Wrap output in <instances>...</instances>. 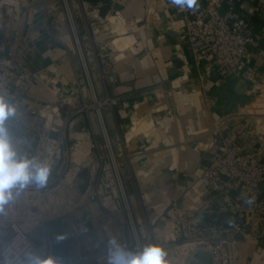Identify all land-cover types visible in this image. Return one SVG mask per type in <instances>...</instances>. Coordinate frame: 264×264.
I'll return each instance as SVG.
<instances>
[{"label":"crops","instance_id":"obj_1","mask_svg":"<svg viewBox=\"0 0 264 264\" xmlns=\"http://www.w3.org/2000/svg\"><path fill=\"white\" fill-rule=\"evenodd\" d=\"M67 1L83 59L63 0H0L2 52L14 53L32 73L28 88L12 89L9 101L18 111L7 127L22 155L52 164L47 184L27 186L5 206L0 224L15 221L33 241L40 240L43 252L54 260L58 239L69 238L74 229L81 233L83 254L101 249V225L85 202L98 177L90 139L100 140V129L94 108L79 110L83 99L95 95L102 102L113 146L124 156L126 189L142 238L168 245L170 209L177 202L199 213L200 219L206 213L208 224L199 221L202 235H238L240 264H264V212H250L244 202L233 200L237 191H211L202 177L211 132L219 119L226 118V124L239 131L240 144L264 151V134H253L262 131L256 117L239 116L253 100L251 80L241 71L220 79L214 69L202 80V69L182 38V16L171 0ZM217 2L220 12L233 6L240 15L244 4L258 5L251 26L261 33L264 0ZM256 65L264 75L262 56ZM111 99L115 102L108 103ZM28 111L46 119L42 134H28L15 123ZM260 198L264 201V184ZM100 204L113 221L117 218L125 226L114 199L106 196ZM230 213L241 221L227 220ZM220 214L229 224L217 223ZM105 226L109 232L115 230L113 222Z\"/></svg>","mask_w":264,"mask_h":264},{"label":"built area","instance_id":"obj_2","mask_svg":"<svg viewBox=\"0 0 264 264\" xmlns=\"http://www.w3.org/2000/svg\"><path fill=\"white\" fill-rule=\"evenodd\" d=\"M72 24L75 42L83 59L81 41L67 0H63ZM198 11H176L183 19L182 38L188 44L195 64L202 69L201 78L206 79L215 70L220 79H225L236 71H241L252 82L253 100L251 105L239 114L240 117H256L261 126L260 133L253 130L254 136L264 134V75L257 70L256 61L264 58V26L261 33L253 30L252 18L258 13L256 4H244V14H237L233 6L220 12L217 0H198ZM98 19H102L96 13ZM0 47V94L7 99L12 96L13 87L26 89L30 85L31 71L14 55L3 53ZM2 52V53H1ZM85 65V61L83 60ZM86 78L90 83L88 70ZM114 81L113 74L108 75ZM108 102V101H106ZM115 102L111 99L108 103ZM95 109L101 139H90L91 147L98 160V177L95 185L88 191L85 201L95 220L101 225L103 246L92 254H83L80 248V232L73 230L67 238L68 264H106L107 241L115 236L128 249L136 251L150 243L142 238L133 213L126 189L124 156L117 152L108 133L103 115L102 102L94 95L82 101L79 110ZM8 123V121H7ZM28 134L41 133L46 129V119L34 111L24 112L15 119ZM251 132V130H249ZM42 134V133H41ZM211 141L206 152L207 161L203 165L202 177L211 191L230 193L237 191L233 200L244 202L250 212H264V201L260 198L264 184V151L248 149L239 143V131L226 124V118L216 121ZM90 138V137H88ZM78 142L74 147H78ZM50 155L55 149L51 145ZM224 179V180H223ZM110 196L118 204L125 226L109 211L103 210L101 199ZM252 200L251 204L246 203ZM102 207V208H101ZM170 233L172 240L164 247L168 252L170 264H240V238L235 233H218L204 236L199 231V213L177 202L171 207ZM112 215V216H111ZM105 222H113L115 230L109 232ZM235 229H241L235 223ZM199 251L207 254V260ZM38 254L48 258L29 235L15 222L0 224V258L12 260L14 264H29L26 253Z\"/></svg>","mask_w":264,"mask_h":264},{"label":"clouds","instance_id":"obj_3","mask_svg":"<svg viewBox=\"0 0 264 264\" xmlns=\"http://www.w3.org/2000/svg\"><path fill=\"white\" fill-rule=\"evenodd\" d=\"M177 8L198 11V0H171ZM17 105L0 94V214L5 206L14 202L29 185L43 188L52 171V164L35 156L22 155L7 127V121L17 115ZM246 203L251 204L252 200ZM29 264H57L52 257L26 253ZM106 264H170L168 252L160 243H148L141 249H128L115 236L107 241ZM0 264H14L12 260L0 258Z\"/></svg>","mask_w":264,"mask_h":264},{"label":"trees","instance_id":"obj_4","mask_svg":"<svg viewBox=\"0 0 264 264\" xmlns=\"http://www.w3.org/2000/svg\"><path fill=\"white\" fill-rule=\"evenodd\" d=\"M86 1H90V2H95L96 3L99 0H86ZM101 1H106V3L109 2L108 0H101ZM205 214H206L205 212L202 213V217L200 219V225L201 224L204 225L205 223L208 224V221L210 220ZM224 215L220 214L219 216H217V219H216L217 223H220L221 221L222 222L225 221L224 222L225 224H229V221L226 222V219H224V217L226 216V215L225 216ZM228 216H229V214H228ZM232 216H235V218L234 217L231 218ZM227 220H230V221L235 220V221H238V222L241 221L240 219L238 220L237 214L235 215V214H232V213H230V216L228 217ZM67 242H68V240L66 238H64V237L60 238L59 249H58V253H57V256H56V260H55V261H57V264H68Z\"/></svg>","mask_w":264,"mask_h":264},{"label":"rangeland","instance_id":"obj_5","mask_svg":"<svg viewBox=\"0 0 264 264\" xmlns=\"http://www.w3.org/2000/svg\"><path fill=\"white\" fill-rule=\"evenodd\" d=\"M76 43V42H75ZM35 240V239H34ZM60 240V238L58 239V241ZM36 241V242H35ZM34 243H36V245L38 246V248L43 251L45 250V247L42 245L41 241L40 240H35ZM48 242V245H49V240L46 241V243ZM55 242V241H54ZM58 243V242H57ZM45 245V244H44ZM54 245V244H53ZM55 246V245H54Z\"/></svg>","mask_w":264,"mask_h":264},{"label":"water","instance_id":"obj_6","mask_svg":"<svg viewBox=\"0 0 264 264\" xmlns=\"http://www.w3.org/2000/svg\"><path fill=\"white\" fill-rule=\"evenodd\" d=\"M200 254L204 255L205 257H208L207 254L203 251H199Z\"/></svg>","mask_w":264,"mask_h":264}]
</instances>
